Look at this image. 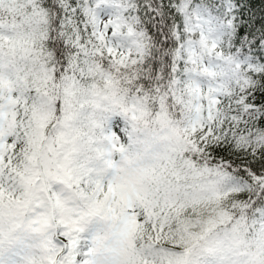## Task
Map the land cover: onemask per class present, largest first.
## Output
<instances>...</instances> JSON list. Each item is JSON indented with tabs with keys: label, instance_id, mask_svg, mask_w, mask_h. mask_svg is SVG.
<instances>
[{
	"label": "snow or ice",
	"instance_id": "6c2138e0",
	"mask_svg": "<svg viewBox=\"0 0 264 264\" xmlns=\"http://www.w3.org/2000/svg\"><path fill=\"white\" fill-rule=\"evenodd\" d=\"M0 264H264V0H0Z\"/></svg>",
	"mask_w": 264,
	"mask_h": 264
}]
</instances>
